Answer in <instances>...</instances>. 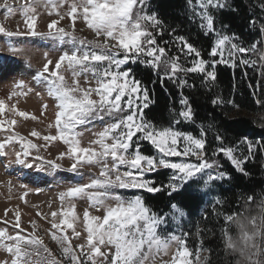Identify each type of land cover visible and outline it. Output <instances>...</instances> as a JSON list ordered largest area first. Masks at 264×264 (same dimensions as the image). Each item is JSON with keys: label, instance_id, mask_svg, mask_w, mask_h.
Returning a JSON list of instances; mask_svg holds the SVG:
<instances>
[{"label": "snow or ice", "instance_id": "obj_1", "mask_svg": "<svg viewBox=\"0 0 264 264\" xmlns=\"http://www.w3.org/2000/svg\"><path fill=\"white\" fill-rule=\"evenodd\" d=\"M186 2L189 18L199 22L205 36L214 38L208 59L189 37L166 25L157 12L149 11L150 0H27L17 8L9 0L0 3L5 19L19 11L28 29L24 33L0 25V34L8 38L5 46L13 57L24 50L10 43L11 38L21 35L41 37L59 46L60 54L55 60L48 52L43 54L44 63L33 79L55 102L54 124L48 127H54L56 135L42 139L62 141L66 151L58 159L67 156L72 162L67 169L55 161L47 163L52 169L74 173L81 179L88 177L86 183L68 186L61 192V209L51 212L48 232L59 249L58 254L40 236L22 235V229L10 234L7 228H0V252L6 254L0 264H215L213 257L218 253L204 242L209 229L196 226L199 242L195 249L189 246V232L182 229L179 234L165 232L170 222L180 229L185 216L176 198L185 194L208 195L218 183L230 180V173L223 170L218 159L221 155L236 171L249 175L245 164L254 159L257 151L264 154V141L244 137L238 145H228L223 135L217 133L215 140L219 143L211 147L203 126L199 135L180 130L177 126L182 123H195L191 103L183 91L181 108L170 109L173 119L168 125L148 119L145 110L154 100L133 66L150 70L161 86L167 80L181 90L195 87L189 83V76L200 78L203 86L213 85L217 65L242 67L245 76L247 68L259 65L264 74V0L256 5L260 19L253 15L249 20L251 28L258 25L260 39L248 44L237 34H228L225 31L228 25L217 27L216 14L230 7L228 0ZM40 8L49 17H58L49 20L46 32L36 31ZM66 18L70 26H58ZM77 20L91 31L93 38L77 34ZM165 35L169 39H164ZM15 87L23 89L24 83ZM18 94L14 91L8 98ZM212 102L217 106L225 103L219 96ZM256 103L264 101L257 99ZM233 106L238 107L234 103ZM12 107L15 111V105ZM4 109L5 101L0 99V113ZM18 115L28 117L26 112ZM10 123L15 124V120ZM3 125L4 121H0V129ZM80 129L90 131L94 137L86 146L82 144L84 131ZM31 135L40 137L36 131ZM13 141L21 144L22 151H15L11 162L32 168L33 163L27 157L37 145L22 136H8L0 143V154H6V145ZM145 143L153 149L151 154L144 152ZM239 145L245 146L243 152H239ZM37 167L44 170L42 165ZM85 169L89 171L86 173ZM163 171L167 172L166 182L150 175ZM121 190L133 194L125 196ZM158 193L170 199L169 212L158 213L146 202V195L154 197ZM77 200L103 212V215L87 209L83 212L86 236L75 227L80 219L76 213ZM224 203L220 196H213L212 212L223 219L220 250L225 257L233 258L232 264H264V194L260 199L249 195L240 212L220 211ZM15 219L14 227L20 229L19 213ZM68 229L81 242L73 244ZM165 256L170 258L165 260Z\"/></svg>", "mask_w": 264, "mask_h": 264}, {"label": "rangeland", "instance_id": "obj_2", "mask_svg": "<svg viewBox=\"0 0 264 264\" xmlns=\"http://www.w3.org/2000/svg\"><path fill=\"white\" fill-rule=\"evenodd\" d=\"M1 1L3 2V0ZM9 2L13 4L14 8H17L19 5L27 3V0H9ZM3 13L4 9L0 8V25L10 31L19 30L24 33L28 31L24 23V17L19 11L11 15L8 19L4 18ZM38 13L36 31L39 32L48 31L47 23L50 19H58L55 15L49 17L47 11L43 8L38 9ZM188 14L189 16L191 15L189 11ZM195 23L198 24L199 22L196 21ZM58 26L68 28L70 21L66 18ZM76 27L78 35L93 38L91 31L80 20L76 21ZM80 29H84L83 32L79 31ZM7 42H9L8 38L0 34V57H2L0 59V99L5 101V109L3 113H0V121H4L3 129H0V143L4 142L8 136L16 135L17 138L22 136L25 140L31 141V143L37 145V148L30 149L31 155L27 157L33 163L32 168H24L19 164L11 162L15 159L14 152L22 151L21 144L16 141L6 145V154H0V228H7L10 234L21 232L22 229V235L27 236L31 234L40 236L43 238L45 244L52 249L53 253L58 254L59 249L55 242L51 240L48 232L51 227V212L60 211L61 201L59 196L68 186L86 183L88 181L87 175L81 179V177L76 176L74 173L61 169H52L47 163L48 161H55L61 164L62 169H67L72 162L67 156L58 159L60 153L66 151V146L63 145L62 141H45L42 139L43 136L56 135L55 128L48 127L50 123L54 124L55 102L47 95L46 89L33 79L35 72L44 63L43 54L48 52L50 58L55 60L60 54L59 46H54L52 41L41 37L21 35L11 38L10 43L24 50L20 55L13 57L7 51L5 46ZM29 59L31 61L30 64L28 63ZM81 79L83 80V78ZM19 82L24 83L23 89L15 87ZM14 91L19 94L9 99L8 97ZM37 93L40 94L37 95ZM13 105H15V111H13ZM19 112L28 113V117L19 116ZM32 117H35V119ZM13 120H15V124L10 123ZM91 127L89 125V128ZM80 130L84 131L83 129ZM33 131L40 133V137L32 136L31 133ZM93 138L90 131H84L82 144L86 146L88 141ZM143 150L145 153L151 154L153 152V149L147 143H145ZM37 156L42 159H36ZM41 165L43 166V171L38 170L37 166ZM84 171L87 173L89 170L85 169ZM92 171L98 170L93 169ZM154 174L156 173L150 175L153 176ZM227 181L218 183L211 194L202 195L197 193L194 195L202 201L201 209L197 217L194 218L195 220L200 217L204 218L206 211H212L211 202L213 196H219V187ZM121 194L131 196L133 192L121 190ZM86 209L92 214L103 215L102 211H96L90 208L86 201L77 200L76 213L80 219L77 221L75 227L78 231H81L82 236H86L82 224L83 212ZM16 213L20 214V229L14 227ZM38 213L41 215H38ZM45 216L47 220L44 219ZM210 217L213 218L216 216L213 214ZM194 219H190L185 212V216L181 222V228L178 229L174 222H170L165 232H176L179 234L181 229L189 232L191 234L188 238L189 246L195 249L199 240L195 235L198 223L197 221L193 222ZM57 220H59V217H57ZM67 234L71 237L73 244L81 242L80 238L72 235L70 229L67 230ZM5 255V253L0 252V259H3ZM169 258L168 256L163 257L165 260ZM228 258L230 260L229 263L232 264L233 258Z\"/></svg>", "mask_w": 264, "mask_h": 264}, {"label": "trees", "instance_id": "obj_3", "mask_svg": "<svg viewBox=\"0 0 264 264\" xmlns=\"http://www.w3.org/2000/svg\"><path fill=\"white\" fill-rule=\"evenodd\" d=\"M260 2L261 0H228L230 7L216 14L217 27L221 24L228 25L225 31L228 34H237L245 44L260 39L258 25L256 28H251L249 25L253 15L260 19L261 13L256 7ZM232 8L236 10L233 11ZM149 11L157 12L166 25L176 28L178 34L189 37L193 44L203 50L204 58L208 59V51L214 38L205 36L198 24L189 18L186 0H150ZM164 39L169 37L165 35ZM133 67L137 78L147 86L150 97L154 100L145 112L147 118L155 123L168 125L172 121L173 113L170 109L180 110L181 91H183L191 103L195 123L181 124L177 126L180 130L199 135L200 127L203 126L207 129V139L211 147L219 143L215 140L217 133L223 135L228 145H238L244 137L264 141V104L256 103L257 99L264 101V74L259 65L255 69L247 68L246 76L242 67L217 65V79L213 85L203 86L200 78L189 76V83L194 84L195 87L183 90L167 80L161 86L159 79L150 70L143 66ZM217 96L225 101L223 105L213 104L212 101ZM228 101H232L238 107H234L233 103ZM244 150L245 146L239 145V152ZM218 159L223 170L231 175V179L218 189L219 196L225 200L223 206L219 208L220 211H243L244 201L249 195L260 199L261 194H264V154L257 151L254 159L246 162L245 168L249 173L247 176L236 171L222 155ZM153 177L160 182H166V171L156 173ZM145 198L152 209L158 213L168 212L170 209L171 201L166 195L158 193L154 197L146 195ZM176 202L180 203L190 219L197 217L202 206V201L198 197L188 194L177 197ZM213 214L208 210L204 218L194 219L193 222L197 221L201 229L210 230L204 234V242L206 247H211L218 253L213 257L215 264H230L229 258L225 257L220 250L219 230L223 219L222 217L211 218Z\"/></svg>", "mask_w": 264, "mask_h": 264}, {"label": "built area", "instance_id": "obj_4", "mask_svg": "<svg viewBox=\"0 0 264 264\" xmlns=\"http://www.w3.org/2000/svg\"><path fill=\"white\" fill-rule=\"evenodd\" d=\"M244 146V145H243ZM253 160V159H252ZM252 160H250V161H252Z\"/></svg>", "mask_w": 264, "mask_h": 264}, {"label": "bare ground", "instance_id": "obj_5", "mask_svg": "<svg viewBox=\"0 0 264 264\" xmlns=\"http://www.w3.org/2000/svg\"><path fill=\"white\" fill-rule=\"evenodd\" d=\"M1 2H2V1H1ZM1 2H0V3H1ZM4 161H5V160H4Z\"/></svg>", "mask_w": 264, "mask_h": 264}]
</instances>
